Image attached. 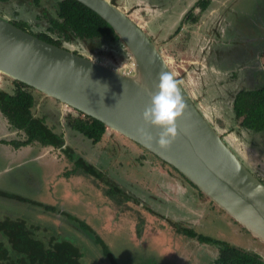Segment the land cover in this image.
<instances>
[{"label":"rangeland","instance_id":"obj_1","mask_svg":"<svg viewBox=\"0 0 264 264\" xmlns=\"http://www.w3.org/2000/svg\"><path fill=\"white\" fill-rule=\"evenodd\" d=\"M119 1L116 0V3L119 4ZM151 1L164 10L165 6L169 7L168 24H164L162 19L152 24L153 27L156 26V30H153L150 28L151 21L142 22L146 29L149 28L151 38L162 44L161 50L165 56L172 58L169 65L178 78L182 77L179 80L183 82L186 80L189 83L186 89L195 104L238 156L264 180V133L255 134L241 128L239 120L233 118L230 107L235 89L253 87L254 84L247 85V82L239 80L233 73L236 69L230 71L235 65L228 67L224 65L226 68L220 69L210 64L208 57L215 54L208 45L202 54L198 47L201 44L204 47L206 42L203 43L199 35V40L193 44L194 49H191L186 45V33L175 34L177 23L183 20L187 4H191L193 0ZM138 2L143 3V0ZM52 3V0H43L42 7H37L31 0H5L0 1V11H3L4 17L8 19L15 16L16 19L27 20L36 28H42L46 24L47 16L55 15ZM194 10L196 15L199 14V8L196 7ZM207 11L199 22L189 21L192 22L190 26L193 29L195 24L202 23L200 27L204 30L205 36L218 38L214 46L219 52H223L222 62H226L225 57L241 56L242 51L246 49L248 51L245 52L244 58H253L257 53L253 43L246 45L245 42H241L243 45L235 46L236 37L240 35L264 38V14L261 15L262 26H252L256 12L264 13V0H211ZM129 13H133V9ZM135 16L141 21L139 14ZM214 22L215 27L212 28L211 23ZM244 22L251 26L240 30L241 27H237V24ZM200 27L196 28L199 30ZM160 28L166 30L162 32ZM232 28L239 32L234 30L232 32ZM165 41L174 43L169 42L167 46L162 43ZM68 43L72 49H79L91 58L96 57L119 66L130 62L128 55L123 60L107 51L88 54V47L92 48L91 46L95 49L99 47L98 50H104L105 47L107 49L108 46L109 49L116 47L107 38L96 43L77 39ZM227 50L229 52L225 56ZM260 63L264 68V58H261ZM261 79L262 76L260 81ZM7 90H12V83L11 87L7 86ZM42 99L49 105L36 106L39 108L35 109L36 115L45 119L56 132L62 131L65 134L67 146L72 149L71 153L84 157L86 161L109 173L110 180L136 198V201L129 204L127 201L115 200L114 197L104 195L108 185L82 172L67 177L69 176L67 173L74 171L75 167L64 152L39 143L23 146L19 152L11 146V156H15L13 158L8 154L0 155V190L45 201L57 208L65 207L67 212L84 220L97 234L103 236L119 264H217L214 246L179 233L170 225L172 222L178 223L179 226L196 228L215 239L233 241L239 247H249L245 241L235 240L240 233L246 235L239 229L238 224H234L232 218L223 211V213L216 211L217 207L205 195L200 196L197 189L184 186L183 176L169 164L111 129L99 142L93 143L65 125L66 114L74 115L75 112L63 109L59 102L56 103L48 97ZM62 111L65 115L63 119ZM22 134L21 131L16 133L4 118H0V139L6 137L22 139ZM13 151L17 154L13 155ZM174 188L177 191H174ZM197 195L200 198L198 204L193 197ZM8 215L15 216L12 218L30 219L49 230L53 228L62 230L63 234L75 235L78 230L77 227L60 223L59 217L62 218L60 213L56 214L38 205L0 195V219ZM79 238L87 250L83 264L97 262L110 264L90 238L83 234ZM252 244L256 248L262 247L260 241Z\"/></svg>","mask_w":264,"mask_h":264},{"label":"water","instance_id":"obj_2","mask_svg":"<svg viewBox=\"0 0 264 264\" xmlns=\"http://www.w3.org/2000/svg\"><path fill=\"white\" fill-rule=\"evenodd\" d=\"M78 1L111 25L130 62L119 66L91 58L46 41L0 15V79L7 76L24 82L63 109L90 115L146 148L264 244V182L199 110L170 68L172 58L162 53L145 25L116 2ZM162 72L175 81L184 101L175 118L174 138L165 146L157 142L159 127L141 117L158 91Z\"/></svg>","mask_w":264,"mask_h":264},{"label":"trees","instance_id":"obj_3","mask_svg":"<svg viewBox=\"0 0 264 264\" xmlns=\"http://www.w3.org/2000/svg\"><path fill=\"white\" fill-rule=\"evenodd\" d=\"M31 1L34 6L42 7L43 0ZM208 1L199 0L198 2L201 8H205L209 3ZM52 2L55 15H46V24L42 28L35 27V29H30L27 20L22 18H15L11 21L36 36L59 46H62V42H72L75 39L85 42L94 41L96 43L107 38L116 47L109 49L108 46L107 49L105 47L103 48L104 50H98V46L97 49L91 46L92 50L98 53L107 51V53L118 55V58L123 60L126 58L127 53L123 42L111 25L98 13L78 0H52ZM112 2L115 3L116 0H112ZM116 48L119 49L115 50ZM12 83L14 85L12 90L0 89V108L13 126L24 131V139L14 141L23 145L38 142L43 146L50 145L60 149L75 167L74 171L67 173L69 174L67 177H70L71 174L82 172L95 179L104 181L108 185L104 195L107 194L112 198L114 197L115 200L127 201L129 204L136 201V198L126 193L121 186L110 180L109 173L86 161L84 157L71 153L72 149L64 145L63 132H56L47 124L45 119H41L35 114L37 98L42 95L38 90L18 80H13ZM232 95L231 112L233 118L239 120L240 127L255 134L264 133V82L252 88H241ZM78 113V115L71 113L66 115L65 125L81 133L93 143L99 142L109 128L103 122L90 115L81 111H78ZM147 151L150 152L149 150ZM154 156L157 157L156 155ZM242 161L248 166L244 160ZM177 172L183 176L179 171ZM63 175L66 177L65 174ZM256 175L261 179L259 174ZM183 178L185 177L183 176ZM198 192L201 196L202 193L199 190ZM0 195L38 205L42 209L53 211L56 214L60 213L62 217H59L60 223L69 224L78 229L75 235H68L63 234L62 230L54 228L49 230L45 226L37 225L30 219L24 217L12 218L15 216L8 215V217L0 219V264H83L87 250L80 243L79 236H82V234L91 239L93 244L106 256L110 264H119L103 236L97 234L84 220H80L67 212L65 207L57 208L54 205L47 204L45 201L27 198L16 192L0 190ZM216 211L222 212L219 208ZM233 223L238 224L235 221ZM170 225L181 234L214 246L216 250L214 258L217 264H264V256L256 252L249 241L244 242L249 247H243L242 249L238 248L236 246L237 243L233 241L215 239L199 232L196 228L179 226L175 222L170 223ZM238 227L248 235L250 240L249 232L239 224ZM251 239L254 238L251 237ZM163 247L164 245H162ZM262 248L264 249V246ZM98 263L101 264L100 262Z\"/></svg>","mask_w":264,"mask_h":264},{"label":"flooded vegetation","instance_id":"obj_4","mask_svg":"<svg viewBox=\"0 0 264 264\" xmlns=\"http://www.w3.org/2000/svg\"><path fill=\"white\" fill-rule=\"evenodd\" d=\"M138 1L139 0H131L130 2H128L127 0H120L118 5H120V7L122 9H124L128 14H130L129 13L130 10L133 9V13H131V14H133V16H135V14H139L141 16V21H139L138 19L137 20L139 22H141V23L142 22L148 23V22L151 21L150 28H152V25L151 24L156 23V22L158 23L162 19H164L163 20L164 21V24H168L169 23V20H168V17H167L169 7L165 6V10H164L159 5L152 4L150 1H149V3H144V2L143 3H139ZM193 1L194 2H192L191 4H187V6L185 8V11H184L183 20H180L177 23V27L175 29V34H177L179 32L186 33L187 34V38L185 39L186 40V45H187V48L191 47V49H194L193 44L196 41L199 40L198 39V35H199L200 36V40L203 39L202 40L203 43L206 42V45L204 47L202 46V44L198 47L199 50H202V54H204L203 51H204V49H206V46L207 45L210 47L211 50L213 49V53L215 54V55L211 54V56L208 57L210 64H213V65H215L216 67H218L220 69H221V67H224V65L225 66L227 65V67L228 66L235 65V67L231 68L230 71L232 72L234 69H236V72H233V73H235L236 77H238L239 80H241V81H243L245 83L247 82V85H248V83L249 84H254L253 87L256 86V85H258V84L263 83L264 80H262V79H264V68L262 67L260 61H261V58H264V38H261V36H259V37H253V36H240L239 35V37H236L237 42H236L235 46L243 45L241 42H245L246 45H248L250 42H252L253 43V47L254 48H257V53L254 55L253 58H249V59L248 58H244L245 57V52L248 51L246 49V51L245 50L242 51L243 53H241V56H233L232 55V56H229V57H225V59H227V60H226L225 63H223L222 62V61H224L223 60V58H224L223 57V52H219L217 50L218 48H216L214 46V43H215L216 40H218V38H215L214 39L213 36H211V37L205 36L204 35V30H202L201 27H200V26H202V23L201 24H199V23L195 24V26H194L193 29L190 26L193 21L194 22H199L201 20V17L208 12L207 11L208 10V5H209V3H210L211 0L208 1L209 3L207 4V6L205 8H201L200 7V4L198 2L199 0H193ZM125 2H128V3H125ZM196 7L199 8V10H200L199 14H197V15L194 12L195 11L194 9ZM128 9H130V10H128ZM138 9H140L141 11L138 10ZM162 9H163L164 12L162 11ZM263 14L264 13L263 12H260V11L259 12H256V15H254L253 16V19H252V24H254L252 26H254V27H256V26H262L261 23L263 22V20H262ZM0 15L1 16H4L3 11H0ZM198 15H200V16L198 17ZM144 16H146V18H144ZM14 17L11 16V18H9V20L11 21V20L15 19ZM189 21H192V22H189ZM214 24H215V22L214 23H211V27L212 28L215 27ZM237 25H238L237 27H239V28L241 27L240 30L243 29V27L248 28L249 26H251L247 22H244L242 24H237ZM196 27H200L199 30ZM29 28L30 29H35L34 25L31 24V23H29ZM144 29L149 34V36L151 37V35L149 33V28L148 29L144 28ZM194 29H196V30H194ZM205 29L208 30L209 28H205ZM160 30L163 32V31L166 30V28H160ZM233 30L234 31H238L235 28H232V32H233ZM213 39H214V41H213ZM173 41H171V42L169 41V42L172 44V43H174ZM202 41H201V43H202ZM169 42L168 41H165V42H162V43H164V45H167ZM67 44H70V43H68V42H62L61 45L64 46V47H66V48H69L70 50H73V51L78 52L80 54L86 55V54H84V52H80L79 49H72ZM78 44H81V42H78ZM197 45H198V43H197ZM161 46H162V44L160 43V48H161ZM117 47L120 48L121 46H117ZM246 47H248V46H246ZM119 48H116L115 50H117ZM87 52H88V54H90V53L91 54L92 53L97 54L98 53V52L92 50V48H89V50H87ZM228 52L229 51L227 50V54L225 56L228 55ZM121 55H122V53H121ZM121 63L122 62L120 61L119 64H121ZM224 68H226V67H224ZM216 75L217 74H214V76H216ZM261 76H262V79L260 81ZM217 77H218V75H217ZM181 78H179V79L181 80ZM12 81L13 80L11 78H9L7 76H2L1 79H0V89L1 90H7V86H8V88L11 87ZM258 81H259V83H258ZM180 82H181L182 86L184 87V89L186 90V92L189 94V92L186 89V86H189V83L186 80H184V82H183V80L180 81ZM13 87H14V85L12 83V88ZM241 88H244V87H241ZM241 88H239V89H241ZM248 88H250V87H248ZM238 90L235 89L233 91V93L236 92V91H238ZM7 91H9V90H7ZM189 96H190V94H189ZM42 97L43 96L40 95L37 98V104L36 105L37 106H42V107H44L43 106L44 104L49 105V104H47L46 100H43L42 99ZM232 97H233V95H232ZM55 102L57 103L58 101H55ZM48 108H49V106H48ZM36 109H39V108L36 107ZM72 111L75 112L74 115H78L79 114L77 110H72ZM68 114H66V115H68ZM215 114H217V113H215ZM37 116H39V115H37ZM0 118H4L6 120V123L9 125V127H11L12 129L16 130V133L21 131L23 133L22 134L23 135V138L22 139H24V137H25L24 131L23 130H20L19 128L15 127V126H13L8 121V119L5 117L4 113L2 112L1 108H0ZM63 137L65 138V134L64 133H63ZM14 140L21 141V139H15V138L14 139H10V138H7V137L4 138V139H0V155L1 154H4V155L5 154H8V155L11 156V149H10L11 146H12V149L18 150L17 152H19V151H21L20 148H22L23 146L30 145V144L23 145V144H20L17 141H14ZM34 143H38V142H34ZM48 146H50V145H48ZM13 152H14L13 155L14 154L15 155L17 154V152H15V151H13ZM11 157L13 158L15 156H11ZM182 181H183V185L184 186L186 185V187H191V188L193 187V189L194 188L196 189V187L193 186L186 178H183ZM181 188L184 190L183 187H181ZM174 191H177V190H175V188H174ZM193 197L197 200L196 204L200 203V201H199L200 198L198 197V195L197 196H193ZM140 205L143 206L142 203ZM236 240L237 241H240V242H242V241H249V243H251V245H252V248L256 252H258L262 256H264V249L262 247L256 248V246H254L252 244V243H256V242L253 239H251V237H250V240H249L247 235L240 233V235L237 236ZM236 246H237V244H236ZM237 247H239V246H237Z\"/></svg>","mask_w":264,"mask_h":264},{"label":"clouds","instance_id":"obj_5","mask_svg":"<svg viewBox=\"0 0 264 264\" xmlns=\"http://www.w3.org/2000/svg\"><path fill=\"white\" fill-rule=\"evenodd\" d=\"M183 106H184V101L182 96L179 95L177 91L175 81L171 78V76L167 72H162L160 74L158 91H156L154 94L151 95L150 102L144 107L141 113V117L144 121L159 127V131L157 133V142L160 145L165 146L171 142L172 138H174L176 131L175 118L182 112ZM150 135L151 134H149V136ZM64 145L67 146L66 139ZM249 170L253 174H255L250 168ZM258 179L260 178L258 177ZM250 236L254 238L251 234ZM253 240L256 243L258 241L255 238ZM262 246H264V244H262ZM238 248L243 249V247H238Z\"/></svg>","mask_w":264,"mask_h":264},{"label":"crops","instance_id":"obj_6","mask_svg":"<svg viewBox=\"0 0 264 264\" xmlns=\"http://www.w3.org/2000/svg\"><path fill=\"white\" fill-rule=\"evenodd\" d=\"M149 1L152 3V4H155V2H152L151 0H143L144 3H149ZM152 25V24H151ZM153 30H156V27H153Z\"/></svg>","mask_w":264,"mask_h":264},{"label":"bare ground","instance_id":"obj_7","mask_svg":"<svg viewBox=\"0 0 264 264\" xmlns=\"http://www.w3.org/2000/svg\"><path fill=\"white\" fill-rule=\"evenodd\" d=\"M24 199V198H23ZM39 257H41V256H39Z\"/></svg>","mask_w":264,"mask_h":264}]
</instances>
